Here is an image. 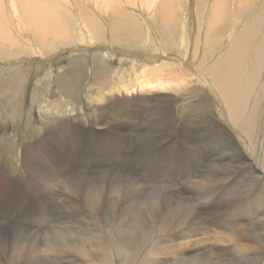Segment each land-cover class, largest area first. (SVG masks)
<instances>
[{
  "label": "rangeland",
  "instance_id": "obj_1",
  "mask_svg": "<svg viewBox=\"0 0 264 264\" xmlns=\"http://www.w3.org/2000/svg\"><path fill=\"white\" fill-rule=\"evenodd\" d=\"M44 1L63 8H57L60 18L58 36L55 33L41 37L31 27H27L28 30L21 28L19 34L13 27L17 25L13 15V20L8 23L10 41L0 40V197H11L8 203L13 201V209L26 210L10 217L7 213L9 206H0V221L8 216L0 222L1 227L10 229L14 239L22 236V230L27 238L38 234L40 242L45 235L57 242L59 251L61 239L67 241L73 238L74 232L65 227L77 223L79 219L74 214L79 211L85 217L79 227L94 232L96 214L83 207L81 201H76L65 181L60 183L66 177L74 180L97 178L100 174L101 178L104 172L106 176L117 175L118 172L130 173L143 185L163 184L165 190L171 185L173 188L169 192L180 194L181 181L192 180L194 184L210 168V179L224 176L223 184L211 190V194L215 195L214 202L221 200L222 207L228 211L234 207L238 197L249 193L246 198L250 199L258 191L261 186L257 185L264 184V179L258 178L264 175V0H154L150 8L146 0H113L108 4H104V0ZM2 2L9 7L10 0ZM82 22L87 26L89 24V32L82 31L85 29L81 27ZM18 36L22 37L21 41ZM152 69H158L163 74L160 78L166 83L155 86L152 91L126 96L122 87L134 84L135 78H145ZM69 70L77 75L78 85L75 87L69 85V79L65 78ZM170 70L172 72L168 73ZM197 70L212 84L205 83ZM186 87L201 91L203 99L199 98V103H202L203 109L199 112L198 125H202V129L205 122H209L210 126H215L210 133L216 136L196 133V137L192 135L193 138L188 140L173 130L176 124V127L182 125L181 117L185 118L181 110L187 104H195L192 96H183L186 100L181 102L182 94L179 92ZM225 89H230L233 94L226 100V94L222 92ZM119 99L124 102H119ZM171 100L170 107L166 108L165 103ZM57 102L60 106L56 105ZM110 104L116 105L121 112L136 110L133 126L131 122L124 125L119 121L122 124L119 125L111 120L110 126H97L95 120L103 116L102 109ZM165 109L172 110L174 119L170 120L172 117L167 115V123L156 127L155 121L159 119L160 111L167 112ZM71 111H74L73 115ZM56 126L63 127L67 135H72L70 141L73 143L69 141L68 147L65 145L66 150H57L59 155L66 154L63 171L66 169L67 175H63L61 180L59 178L58 185L53 187L45 188L41 184L46 192L40 196L33 191L36 190L35 185L33 188L28 186L30 177L24 166V155L26 148L37 145L39 156H44L47 162L53 161L42 147L47 145V128ZM139 133H147L143 140L155 144L147 150L150 153L145 152L153 160L134 169L128 165L140 144ZM193 144H198L199 148L193 147ZM70 145L80 146V150L74 153ZM94 150L103 151L102 155ZM169 162V179H148L145 174L148 165H153V170L157 171ZM192 201L210 220L211 228L214 227V216L199 204L198 196ZM241 204L252 212L261 209L255 200L248 205L246 202ZM111 210L106 211L109 213ZM70 215L77 221H68ZM130 216L127 215V219L122 216L119 224H127ZM254 218H249L248 223ZM241 222L246 220H237L236 224ZM92 235L86 232L85 236L92 238ZM152 247L149 242L141 243L137 250H143L144 255L146 251L148 253L136 260L137 264H151L148 258ZM225 253L218 250L219 264H258L246 258L229 259ZM46 256L49 264L52 258L56 264H68L63 254L59 256L49 251ZM75 263L96 264L81 260ZM0 264H7L1 256ZM259 264H264V259Z\"/></svg>",
  "mask_w": 264,
  "mask_h": 264
},
{
  "label": "bare ground",
  "instance_id": "obj_2",
  "mask_svg": "<svg viewBox=\"0 0 264 264\" xmlns=\"http://www.w3.org/2000/svg\"><path fill=\"white\" fill-rule=\"evenodd\" d=\"M146 1L147 2L149 1L147 4V7L150 8L153 5L154 0H146ZM67 2L68 1H66V3ZM111 2H113V0H104L103 3L108 4ZM60 7L61 6H59L58 8L56 4L52 5V3L50 5L46 3L44 0H10L9 7L8 5L5 7L3 5L2 0H0V40L5 41L6 43L10 41L11 39L9 37L10 28H8L9 27L8 23L9 22L11 23V21L13 20L12 19L13 15L15 16L17 20V23H15L17 25H14L13 27H15V30L19 34H20L21 28L25 29L27 27H31L30 29H33V32H35V34L41 37H46L47 34L52 35L56 33L57 35V31L59 29L58 21L60 20L59 14H58L59 10H57V8L61 9L62 7L61 8ZM88 26L85 24V22H82L81 27L85 29L83 30L81 29V30L86 33L89 32L87 30ZM59 27H60V24H59ZM41 37L40 39H42ZM21 38H20V41H21ZM3 45H5V43ZM36 52H38V48ZM167 64H164V65L167 66ZM73 69L75 68L73 67ZM69 71L70 72L67 73L65 78L69 79L67 80V83L69 85H71L72 87H75L76 85H78V80H77L78 78L76 77L77 75H75L74 73H71V70ZM177 71L179 73V70ZM171 72H172L171 70L168 71V73H171ZM174 74L176 75V72ZM198 74L202 77L205 83L209 85L212 84L210 82V79H207L201 72L198 71ZM162 75L158 69H152L145 76V78L143 79L135 78L134 84H129V83L125 84L122 87V89L123 91H125L126 96L130 95L129 93H137V92L141 93V92H146V91L147 92L152 91V88H154L155 86H160L166 83L165 80H162L160 78ZM98 77H100V74ZM112 82H113V79H112ZM114 83H116V81ZM64 85H65V82H64ZM132 89H134V91H132ZM225 91L224 90L222 91L226 94L224 100H226L227 97L233 95L230 89H225ZM179 93L182 94L180 97L182 98L181 102L186 100V98H184L183 96L185 97L192 96L195 99V104L191 106L187 104L184 108L182 107L183 109L181 110V114H184L185 118L181 117L182 122L181 121L179 122H181L183 126L181 125L182 127L181 126L176 127V125H178L176 124L173 130L176 131L177 133L179 132L181 134V137L184 135V138L188 140L190 139V137L192 138L193 136L196 137L197 134H200L203 136L207 134L209 135V137L216 136L213 133L212 134L210 133L211 128L214 129L215 126H212V125L210 126L209 122H205L206 124L204 125L202 129H201L202 125H198L199 123L198 121L200 120L199 112L203 109L201 107L202 103L201 102L199 103V98L203 99V95H201V91L200 90L195 91L194 88L186 87L185 89L180 90ZM173 99L175 102L177 101V98H173ZM120 101H123V100L119 99V102ZM172 102L173 100L168 101L167 103H165L164 106H166V108H169ZM189 102L190 101H188V103ZM56 105L60 106L58 102L56 103ZM108 108H110L109 111L107 110ZM102 110L103 111L101 112V114L103 113V116L99 117V119L96 117L97 121L95 120V124L97 126L98 125L110 126L109 125L111 124L110 120L115 121L113 123L117 122L119 125H122L123 123H125L124 125H126L127 122L129 123L131 122L130 124L132 125L137 115V112L134 109L132 111H128V109H125L124 112H121L118 110L116 105H111V104ZM171 111L168 110L165 113L163 112L161 113L160 111L161 115L159 119H156L155 126L160 127L164 123H167V120H168L166 119L167 115H170L172 117V119L170 118V120L173 121L174 117ZM70 114L73 115L74 111H71ZM119 121H122L121 122L122 124H120ZM144 129L146 128L144 127ZM214 132L215 134L217 133L216 131ZM46 136H47V140H46L47 145H44L42 149H44L46 151V154L49 155L48 158L50 159L53 158L54 163L52 160H50L51 162H47L44 156L43 158L39 156L40 153L38 151V148L36 147L37 145L35 146V148H32V147L29 149L26 148L27 150L25 152L24 160H23L24 166L26 167V170L30 177L29 179L30 182L28 186L29 187L31 186L33 188V186L35 185L36 190H33V191L35 192V194L37 195L39 194L40 196L43 192H46L42 189L41 184H43L45 188L53 187L61 180L63 175L64 177L65 175H67V173L65 172L66 169L63 171L64 166H65L64 165L65 162L63 158L66 157V154L59 155L60 152L58 153L57 150L59 151L66 150V148L68 147L67 144L69 143L70 138L72 137V135H67L63 127H59V126L47 128ZM144 136H148V134L147 133L144 135H141L140 133L138 134L140 144L137 146L138 148L135 147L137 148L136 152L135 154H133V157H132L133 159L131 160L130 165H128V166L133 167L134 169L139 168V166H146L149 162H152L153 160L151 157H147L145 152H149L147 150H151L155 144L152 145L148 143L147 141L143 140ZM195 139L197 141V138ZM196 141L194 143H199ZM70 143H73V141H70ZM65 145H67V147ZM70 146L73 150H75L74 153L77 150H80V146H77V148L72 145ZM194 146L195 148H199L198 144L197 145L193 144V147ZM102 152L103 151H99L96 153L98 155H102ZM152 166L153 165L151 166L148 165V167H146L147 171L145 172V174L149 176L148 179L163 181L171 177L170 175L171 173L169 174V172L171 171L170 162L167 165H165L163 169H158L157 171L156 170L154 171L153 170L154 166L153 167ZM209 169L210 168H207V171H205L200 176V179L198 178L197 180H195L194 184L192 183L193 182L192 180L181 181L182 185H179L181 186L180 194H176L174 191L170 193L169 189L173 188L171 185L166 186L167 188L166 190L164 189L165 186L163 184H160L161 186H156V184L143 185L139 182V180H136L134 177H131L129 175L130 174L129 172H128L129 174L118 172L117 175H112V176H106L104 172L101 178H100L101 174L98 175L97 178L92 176L93 178L92 177L85 178V179L77 178L74 180H71L70 178L66 177L65 178L66 180L60 181V183L65 181L70 187L68 190L70 191L71 195L76 199V201L77 200L81 201L82 204L84 205L83 207H86V209L88 210H92L96 214V219L93 221L95 225V227H93L94 232L93 230L88 231V230H84L83 228L79 227L81 223H83L81 221H83V218L85 217L80 211L76 212L74 215L79 219L78 221L76 220L77 223H73L69 227L68 226L65 227L68 230H72L74 232L73 238L70 237L71 239L67 241H65L66 240L65 238L61 239L59 242L60 244H62V246L60 250L58 251L57 242L53 241L51 238L46 237L45 235H44V239H42V241L40 242L37 239L39 238L38 234H34L32 237L27 238L26 236H24V232L22 230V236L21 237L18 236L17 238L14 239L13 236H11L10 229L2 228L3 226L1 227V224H0V256H1V259H5L7 264H49L48 262L49 259L47 258L46 255L48 254L49 251H51L52 253L55 252L59 256L63 254L64 258L67 259L66 262L68 264H74V262L78 260H81V262L87 261L88 263H90L91 261L92 263H96V264H99V263L100 264H118V263L119 264H137L136 260L142 259L143 256L147 255L148 253L146 251L144 255V253H142L143 250L138 251L137 248L141 246V243L143 244L145 242L146 243L149 242L150 245L153 246L152 253L151 254L149 253L151 256L148 258V262H150L151 264H175V263L177 264H181V263L182 264H207V263L217 264L218 263L217 260L219 259L218 250L222 252H226L225 255L226 257H229V259L234 258L236 260V259L246 258V259H249V261H254L259 264V262H261L264 259V196H263L264 184L259 183L257 185L258 187L259 186L261 187L257 188L258 191H256L252 195V197L250 195L251 197L250 199H248V197L246 198V195H248L249 193H247L245 196L238 197L236 201H235L236 199L235 198L234 207L233 208L230 207L232 209L228 211L222 207L223 204L221 200L217 199L218 201L214 202L215 195L213 196V194H211V190H213L214 188L220 187L223 184L225 180L224 176H221L220 178H217V179L215 178L210 179L211 175L208 173L211 172L212 169L210 170ZM70 173L71 172H69V174ZM172 177L174 179V176ZM59 178L60 180L58 181ZM258 178L260 180L264 179V175L263 176L260 175L258 176ZM201 183L209 187L207 186L204 187L202 186ZM73 185H75V188L73 187ZM197 196L200 201L199 204L205 206V208H207L209 213H211V215L214 216L213 220L215 221V224L214 222L212 223L214 227L211 228L210 220L205 215H203V212L197 206L198 204L196 205V203L194 204V202L192 201L193 197H197ZM10 198L11 197L5 198L4 195L0 197V206L2 207L9 206V208L7 207L8 208L7 213H9L10 217L11 216L15 217L16 214H20L26 211L25 209L24 210L13 209V203H12L13 201H9L10 203H8V199ZM12 198L16 199L18 203H20V200H18L16 197H12ZM253 200H255L257 202L256 205H259L258 207L261 208L259 211L255 208L256 211L252 212L246 209V207L244 206L245 204H241L243 202H246L248 205L250 201H253ZM118 205H120V208H118L119 207ZM107 209H112V210L108 213L106 211ZM69 210H72V209L70 208ZM116 210H120V211L116 212ZM81 211L83 212V210ZM127 215H131L130 218L128 219L129 222L125 225H120L119 223H120L121 217L125 216L126 218ZM94 217L95 216H93V218ZM6 218H8V216H5L3 219L1 218L2 220L0 222H2ZM249 218H254L253 221L250 222V224L248 223ZM68 219H69L68 221L76 222L71 215L68 216ZM237 220L238 221L246 220V222H241L240 225H237L236 224ZM78 230H81V231L78 232ZM86 232L93 234L92 238H89L90 235L86 237L85 236ZM62 233L60 234L62 235ZM12 235H15V234L13 233ZM58 236L59 234H57L56 237ZM211 241H213L212 245H210ZM138 254H141V255L139 256ZM227 261L230 262L229 260ZM53 263L56 264L55 259L52 258L50 259V264H53ZM230 263H233V262H230Z\"/></svg>",
  "mask_w": 264,
  "mask_h": 264
}]
</instances>
